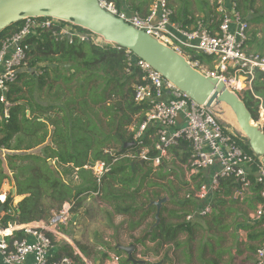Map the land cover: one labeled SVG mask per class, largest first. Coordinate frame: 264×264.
Here are the masks:
<instances>
[{
    "label": "trees",
    "instance_id": "obj_1",
    "mask_svg": "<svg viewBox=\"0 0 264 264\" xmlns=\"http://www.w3.org/2000/svg\"><path fill=\"white\" fill-rule=\"evenodd\" d=\"M106 1L113 4L119 12L129 11L140 14L143 9V2L138 4L129 3L128 0ZM255 3L256 0H239L238 8L247 21L259 23L261 14L251 16ZM254 13H258V10ZM181 14L180 8L178 12H174L173 20L176 22L180 20ZM186 23L185 26H190L189 24L195 23V18ZM70 24L58 21L52 30H40L29 40L32 51L28 68L20 72L17 82L11 87L9 119L0 122V190L3 184L8 182L16 189L15 197H23V199L14 204V197L10 192L6 196L5 203L0 202V207L4 206L3 212L0 213L1 230H12L9 229L12 227L10 225L16 222L23 225L49 216L48 209L43 208L40 203L44 194L60 204L66 201L67 192L51 174V168L46 162L48 156H50L48 158H56L61 165H72L74 168L82 169L88 163L94 165L98 161L112 162L113 158L105 153L106 150L114 151L116 155L137 154L141 150L134 145L125 147L126 144L133 143L136 131H132L131 128L134 126L137 129L140 126L143 114L146 112L144 106L137 105L134 101V85L138 83L139 75L136 73L129 75L126 72L127 56L124 50L119 51L105 42L104 45L97 43L96 40L103 41L102 38L88 30L74 26L76 31L88 37L85 42H80L76 38L71 42L68 37H53V31L59 32L62 27ZM23 26L24 21L13 24L0 33V47L7 37L19 32ZM190 53L193 60L210 65L209 58L205 60L204 55L195 51ZM44 61L57 62L56 69L65 73L63 76L58 74L55 80L62 79L66 85L75 84L72 96L61 100L59 97V102L53 101L49 104L26 96L24 87H32L36 83L39 86L44 85L43 79L48 75L47 66L41 67L46 73L41 72L40 76H37L35 70L37 65ZM68 62L75 64L68 69L61 66ZM260 79V76H257L253 92L262 98L264 104V88ZM30 92L32 94L33 91ZM241 98L257 120L259 101L254 99L250 91L244 92ZM49 125L52 128L51 135ZM151 133L153 134L152 131L148 132L147 136ZM49 136L53 139L50 142H48ZM110 143H115L118 147L108 148ZM143 146H151L150 140L146 139ZM241 147L248 154H253L247 140L242 141ZM188 149L185 143H180L170 150V154L185 162ZM65 153L68 155H64ZM152 155L156 153L153 152ZM39 161H45V166L39 167ZM133 163H135L134 167H132ZM139 171L142 176L138 179ZM151 174L152 169L147 170L146 167L140 166L138 161L123 158L113 164L109 173L103 177L101 197L113 208V211L120 214H134V216L140 210L144 211L145 215L151 212L146 211L145 206L151 200L162 197V192L157 190L159 188L166 190L171 198L179 200L176 192L173 195L170 192L173 186L168 172L162 174L160 169L156 175L157 180L163 181L166 178V184L152 180ZM88 183L90 184L88 188L79 190L73 197L75 200L73 213L81 207L82 197L86 192L94 189L93 184L89 181ZM220 186L225 190L226 197L234 198L236 192L241 191V185L234 179H223ZM52 190L54 192L50 193ZM251 190L260 197L257 188L252 186ZM54 193L59 195L56 196ZM185 200L187 201L181 210L183 215L178 217L179 220L183 218V222L176 224L161 222L151 234V242L174 243L179 249L186 244L189 246V240L178 241L179 232L189 233L190 237H193L195 228L203 229L201 224L187 222L185 219L190 213L187 206H193V210H196L200 204L186 198ZM202 219L206 221V218ZM206 224L208 227L209 222ZM14 236L19 239L24 237L22 232H15ZM7 240H11V237ZM147 240L146 236L136 241L145 244ZM188 249L190 252L191 246ZM59 250L56 259L68 257L72 259L73 264H85L70 246L64 245ZM200 251L204 252L203 247ZM184 262L191 260L184 259Z\"/></svg>",
    "mask_w": 264,
    "mask_h": 264
},
{
    "label": "built area",
    "instance_id": "obj_2",
    "mask_svg": "<svg viewBox=\"0 0 264 264\" xmlns=\"http://www.w3.org/2000/svg\"><path fill=\"white\" fill-rule=\"evenodd\" d=\"M98 1L105 10L124 22L145 31L184 58H191L190 62L185 59L202 74L218 77L237 94L250 91L254 99L259 101L257 113L260 118L264 117L263 100L253 92L257 76H260L264 88V54L249 51L250 22L239 11V0H211L214 13L209 23L198 22L193 29L173 20L174 10L168 0H152L146 16L137 12H119L106 0ZM57 22L51 18H28L24 20V26L19 32L2 42L0 122L8 121L11 87L17 82L20 72L28 68L32 51L29 40L40 30H52ZM74 26L71 23L62 27L59 32L53 31V37H68L71 42L75 38L80 42L87 41L88 37L76 31ZM114 47L126 53V72L129 75H139L138 83L134 85V101L137 105L144 106L146 112L140 126L137 129L133 126L131 130L136 131L133 145L141 150L137 154L121 155L106 150L105 153L113 158L112 162L98 161L94 165L85 166L93 176V181L89 182L95 186L86 194L93 197L101 195L103 177L119 160L127 158L144 161L145 166L157 168L170 158L173 147L185 143L189 148L186 161L183 162L187 174L190 178L207 176V180L200 185H191L185 196L200 204L199 208L186 217L187 222L213 214L214 198L221 189L223 179L238 181L242 192H248L252 186L257 188L262 202L251 218L254 221L264 219V163L262 157L254 153L248 154L241 147L244 135L224 126L215 107L197 103L147 62L126 49ZM191 51L209 58L212 71H206L200 61L193 60ZM241 78L244 79L243 83ZM150 131L153 134L147 136ZM146 139L150 140L151 146H143ZM153 152L156 155H152ZM5 200L6 195L5 199L0 195V202L5 203ZM74 205V199L67 201L49 222L23 224L15 227L10 235L6 234V230L0 229L1 264H73L68 257L56 259L52 250L56 239H64L59 228L67 226L68 216ZM15 232H22L24 237L15 238ZM8 237L11 240H7ZM137 258L148 261V258L141 255ZM113 259L118 262L120 258L114 256ZM256 264H264V241L256 251Z\"/></svg>",
    "mask_w": 264,
    "mask_h": 264
},
{
    "label": "crops",
    "instance_id": "obj_3",
    "mask_svg": "<svg viewBox=\"0 0 264 264\" xmlns=\"http://www.w3.org/2000/svg\"><path fill=\"white\" fill-rule=\"evenodd\" d=\"M128 2L138 4L143 2V9L140 13L142 16H146L148 14L152 5V0H146V3H144V0H128ZM208 2L210 9L209 11L205 10V12H201L200 9L196 8H192L190 10V6L189 8L182 7L181 18L177 21V23L184 25L188 20L195 18V23L189 24L190 26L187 25L188 28L193 29L197 26L198 22L208 24L214 13L211 0H208ZM170 7L172 8L171 5ZM184 8H186V10H184ZM172 9L176 12L174 8ZM185 16L187 20L185 19ZM203 179L207 180V176L189 177L188 180L186 178L185 181L188 186L185 188V193L187 194L191 185L197 186L204 182L205 180L203 181ZM171 182L173 189L170 188V192L172 195L176 192L179 200L171 198L166 190L164 191L162 188L157 189L162 192V197L167 198V202L163 205L160 216L161 222L165 221V224L183 222L184 219L182 218L179 220L178 217L183 215L181 210L183 209L182 207L184 206L185 201H187L185 200L186 194L184 193L185 196L183 195L184 197H182L180 195L181 192L178 190L179 188L175 187V181L172 179ZM11 191L12 188L10 192ZM239 191L236 192L234 198L226 197L225 190L223 189H220V191L216 194L214 198L215 203L213 214L209 216V218H206V221H209V228H205L207 232L203 233L202 230H204V228L201 230L199 227L195 228L193 237H190L189 233L179 232L178 241L187 242L189 240V246H191L190 252L187 244L178 249L174 246V243L150 241L151 234H153V232L161 224L160 222V224L154 228L153 231L151 230L155 224L156 214L155 207H148L150 202L153 201L151 200L145 206V210H150L151 212L148 215H145L144 211L140 210L136 216H134V214L117 213L116 211H113V209H111L106 202L107 209H102L110 215L108 216L109 219L103 218L101 222L99 219L92 221L88 218V216H86V222L89 220L91 221V228L89 231L92 230V233H89L88 231L85 234L88 242H81L76 236L73 237V239H76L75 242H77V245H74L69 238L61 233L64 239H56L54 241L52 255L53 257H56L59 254V248L64 245H68L73 249L76 255H79L82 258L85 264H131L127 263L126 254L118 250L117 247L118 245L129 246L134 244L136 247V257L141 255L142 257L144 256L145 258H148L149 263L162 262L163 264H166V260L169 259L167 258L164 260L165 252L163 251V248L169 249L168 247L171 245L172 249L168 253H170V256L173 258L171 262H174L175 264H256V251L264 241V219L254 221L251 216L256 212L262 200L252 190H249L250 192ZM16 198H19V200H16L18 203L23 199V197ZM187 207L190 209L189 214L195 211V209L193 210V206ZM73 221L76 223V217L73 218ZM191 222L195 223L194 221ZM97 227L100 229H97ZM11 228L13 231L14 228ZM84 231L86 230L78 229L76 231L78 232L79 238ZM200 232H202V236L199 237L198 234ZM206 233H211L210 238L205 236ZM146 236L148 237L146 243L152 245L150 248H146V245L144 246V244L137 243L136 241L138 239L145 238ZM61 241L66 243L63 244ZM201 247L204 249L203 253L200 251ZM114 256L120 258L118 262L114 261ZM161 257L163 258L162 260L160 259ZM184 259H187L188 261L191 260V262H184ZM1 263L2 258L0 257V264Z\"/></svg>",
    "mask_w": 264,
    "mask_h": 264
},
{
    "label": "water",
    "instance_id": "obj_4",
    "mask_svg": "<svg viewBox=\"0 0 264 264\" xmlns=\"http://www.w3.org/2000/svg\"><path fill=\"white\" fill-rule=\"evenodd\" d=\"M28 18H51L72 23L102 38L105 43L130 51L197 103L215 108L225 104L233 112L240 132L247 140L251 151L262 157L264 163V127L254 119L239 94L233 92L218 77L206 76L199 72L182 55L163 45L145 31L108 12L98 0H0V33ZM61 66L66 69L70 67L68 64ZM132 145L133 143L126 144L125 147ZM138 164L145 167L144 161H138ZM134 165L135 163L132 167ZM15 195L16 189L13 188L12 197ZM166 202V197L159 198L151 201L148 206L156 208L152 231L161 222V210ZM3 210L4 206H1L0 213ZM117 248L126 254L127 263L163 264L138 259L135 256L134 244L118 245Z\"/></svg>",
    "mask_w": 264,
    "mask_h": 264
},
{
    "label": "rangeland",
    "instance_id": "obj_5",
    "mask_svg": "<svg viewBox=\"0 0 264 264\" xmlns=\"http://www.w3.org/2000/svg\"><path fill=\"white\" fill-rule=\"evenodd\" d=\"M169 2H170V5L172 6V8H174L176 10V12H178L179 9L182 7L189 8V6H190V10L192 8H194V9L196 8V9H200L201 12H205V10L209 11V9H210V5H209L208 0H169ZM255 10H258V13H254ZM254 12L251 13L252 17H255L258 14H261L260 15L261 18H260L259 23H254V22L250 21V31H249L250 42L248 44V48H249L250 52H260V53L264 54V0H256ZM96 42L101 44V45H104V41H99V39H97ZM204 59L206 60L207 58L204 57ZM55 63H57V62L44 61L43 63H40L39 65H37V67L35 69L37 76H40L41 72L42 73L45 72V69H41V67H44V66H47L46 72H48V75H47V77H44V79H43L44 85L39 86L38 83H36V84H33L32 87H30V86L24 87L25 94L29 99L34 98L37 101L49 104V103H52L53 101L59 102L62 98L67 99L69 96H72L74 94V92H73V88H75L74 83L66 85L62 79L61 80H55V78L58 74L62 75V76L65 74L63 71H60V70L58 71L56 69ZM65 64H68L70 66L69 68H71V66L74 65L75 63L74 62H68ZM201 64H202V67L206 71H209V72L212 71V66L204 65L202 63V61H201ZM241 79L244 80L243 78H241ZM20 85L22 86V83H20ZM30 90L33 91L32 94H31ZM243 93L239 94L240 97H243ZM59 97H60V100L58 99ZM78 109H80V108H78ZM216 110H217L216 112H217L222 124L224 126L230 128V129L238 132V129H236L231 124L230 125L227 124V122H225L222 119L221 108L217 107ZM58 114H59V116H62L61 113H58ZM58 114H56V115H58ZM99 114H100V116H102L101 112H99ZM263 119H264V117L260 118L259 114L257 113V120L256 121L259 122L264 127V120ZM48 129H49V132L51 135L52 134V128L50 125L48 126ZM52 140H53L52 136H49L48 142H50ZM107 147L108 148L109 147L110 148H116V147H118V145L115 143H110L109 146H107ZM4 154H6V153H4ZM64 155H68V154L65 153ZM48 157H50V156H48ZM48 157H47L48 160L46 162L51 168V171H52L51 174L53 175V177H55L61 183L64 190H66L67 199L62 204H60L59 202L55 201L52 197H49L47 194H44L40 203L43 206V208L48 209L47 214H49V216H47L45 219H41V220L39 219V220L34 221V222H39V221L49 222L52 219V216L55 214H58L62 210L65 203L67 201L72 200L73 197L77 194V192L79 190H81L83 188H88V186H90V185H88V181H91V182L93 181V176L91 175L90 170H88L87 168L86 169L85 168L78 169V168H74L72 165H61L60 163H58L56 158H48ZM45 164H46L45 161H39L38 162L39 167H44ZM86 166H90V163H88ZM145 167L147 170L152 169V174H151L152 180L158 181V182L163 183V184H166L167 179L165 178L163 181L157 180L156 175L160 171V169H161L162 174L168 172V174H170V179L171 180L173 179L175 181L174 182L175 187L179 188L178 190H179V192H181L180 195L182 197L185 196L184 195L185 188H187V186H188V184L186 185L185 180H186V178H187V180L189 179V175L187 174V170L185 169L183 162L181 160L177 159V157L175 155L170 154V158L167 159L164 162V164H162L161 166H159L157 168L152 167L151 165H146ZM141 176H142V174L139 171L138 179L141 178ZM204 180L206 181V179H203V181ZM9 188L11 190L12 187L8 184V182H5L3 184V186L1 187L0 195H1L2 199L4 198L5 195L7 196L10 193ZM94 188H95V186H94ZM100 190L102 192V187H100ZM52 192H54V191L53 190L50 191V193H52ZM54 194H56V196L59 195L58 193H54ZM162 198H164V197H162ZM16 200H19V198L15 197L14 204L18 203V201H16ZM81 204H82V207L77 208L78 211H77V213L75 212L76 214L73 213L72 210H70V213H69L70 216H68L67 226H62L59 228V231L62 234H64L67 238H69V240H71L74 245H77V242H75L76 239L75 238L73 239V237H76V236H77L79 241L88 242L87 238L85 237V234L91 228V226H90L91 221L89 220L86 222V216H88V218H90L92 221L99 219V221L101 222V220L103 218L109 219L108 218L109 214L104 210V209H107V207H106L107 203L102 199L101 195L97 196V197H93L92 195L86 194L85 196L82 197V203ZM109 207H111V206H109ZM102 208H104V209H102ZM111 209H113V208L111 207ZM74 217H76V223L73 221ZM246 217H247V215H246ZM206 218H209V216ZM193 221L196 224L202 225V228H204V230H202L201 228H199V229H201L203 231V233L207 232V230H205V228L207 227L206 222H209V221H205V219H202L201 217H196ZM31 223H33V222H31ZM10 226L15 228L17 226H20V224L18 222H16L14 224H11ZM9 229H11V227ZM78 229L86 230L82 233L80 238L78 236V232H76ZM97 229H100V228L97 227ZM89 233H92V230H90ZM210 234L211 233H206L205 236L207 238H210V236H211ZM213 235H215V234H213ZM198 236L199 237L202 236V232H200L198 234ZM61 242L63 244L66 243L64 241H61ZM145 245H146V248H150L152 246L151 244H147V243L144 244V246ZM168 248L169 249L163 248V251L165 252L164 260H166L167 258L169 259V260H166L167 264L170 263L173 259L170 256V253H168L172 249V246L170 245Z\"/></svg>",
    "mask_w": 264,
    "mask_h": 264
},
{
    "label": "bare ground",
    "instance_id": "obj_6",
    "mask_svg": "<svg viewBox=\"0 0 264 264\" xmlns=\"http://www.w3.org/2000/svg\"><path fill=\"white\" fill-rule=\"evenodd\" d=\"M185 58H186L189 62L191 61V58H189V57H185ZM240 81H241V83H243L244 80L241 79ZM220 108H221V110H222V119H223L225 122H227V124H229V125L231 124V125L234 126L236 129H238V131H240V128H239V126H238V124H237L236 118H235L233 112L231 111V109H230L228 106H226L225 104L221 105ZM3 199H5V196H4ZM11 229H12V228H11ZM7 231H9V232H7ZM7 231H5L6 234L12 232V230H8V229H7Z\"/></svg>",
    "mask_w": 264,
    "mask_h": 264
}]
</instances>
